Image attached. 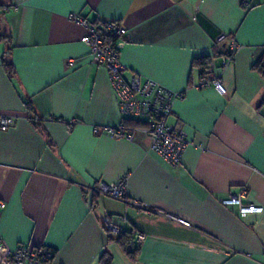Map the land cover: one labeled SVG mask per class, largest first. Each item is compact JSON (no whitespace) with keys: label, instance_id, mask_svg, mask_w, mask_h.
I'll use <instances>...</instances> for the list:
<instances>
[{"label":"crops","instance_id":"0c3cea01","mask_svg":"<svg viewBox=\"0 0 264 264\" xmlns=\"http://www.w3.org/2000/svg\"><path fill=\"white\" fill-rule=\"evenodd\" d=\"M70 13L118 21L124 76L184 94L167 119L186 133L178 165L139 131L126 140L101 129L137 120L120 114ZM221 34L239 46L220 73L222 94L196 88L219 71L229 39L218 42ZM263 53L264 0H0V114L15 120L0 131V259L26 244L52 250V264H100L104 250L111 264H264V78L252 68ZM202 57L204 70L194 63ZM122 178L125 201L94 191ZM242 187L260 213L220 204ZM104 216L145 236L134 262L107 241Z\"/></svg>","mask_w":264,"mask_h":264},{"label":"built area","instance_id":"2783aa9c","mask_svg":"<svg viewBox=\"0 0 264 264\" xmlns=\"http://www.w3.org/2000/svg\"><path fill=\"white\" fill-rule=\"evenodd\" d=\"M68 20L83 27L85 33L80 37V41L88 47L89 59L92 63L103 65L108 72L110 87L117 99L118 109L122 116H127L138 120L142 124L133 129H126L121 123L116 127L101 128L113 138H123L131 140L133 133L141 132L149 139V149L155 152L160 159L168 165H178L187 145L186 133L181 129H174L167 123L168 117L172 113V105L176 100H183L184 94L165 89L156 82L142 78L137 73H130L124 76L126 67L119 57V50L116 42L121 39L126 30L116 20L93 21L90 22L76 14L70 13ZM229 36L221 34L217 41L221 42ZM239 46L231 38L228 39V47L219 57V71L211 78H201L196 88H204L212 85L220 94L223 88L220 84V73L230 64ZM73 60L67 61V66L72 67ZM14 118L0 114V131H5L14 124ZM97 129V128H95ZM94 191L100 195L108 196L117 200H126V178L115 183H98ZM246 193V188L227 198L220 199V204L226 207H236L239 215L249 213H260L261 206L243 202L242 197ZM144 212L150 214L152 209L142 203L134 202ZM5 204L0 200V209ZM172 221L184 226H189V222L177 216L166 215ZM119 221L123 224L126 218L121 216ZM102 225L114 237H118L125 229L121 224L113 222L108 217H102ZM145 236L140 233L134 234L128 241L126 249L132 250L144 240ZM0 245L2 240L0 238ZM54 252L47 248L34 249L29 245L20 244L13 249H7L5 255L0 259V264H52Z\"/></svg>","mask_w":264,"mask_h":264},{"label":"trees","instance_id":"16d2710c","mask_svg":"<svg viewBox=\"0 0 264 264\" xmlns=\"http://www.w3.org/2000/svg\"><path fill=\"white\" fill-rule=\"evenodd\" d=\"M215 53V52H214ZM216 56H217V52L215 53ZM214 54V56H215ZM209 57H202V58H199V59H196L195 60V64H197L199 67L202 68V70L206 69L208 67V64H209ZM3 68H4V71L6 72L7 76L11 79L13 74H14V71H13V68L11 66L10 63L6 62V61H3ZM253 69L255 70H258L261 75L263 76L264 78V53L263 55L258 58L254 64H253ZM23 104H24V107L25 109L27 110L28 113L32 114L33 113V108H32V105L30 104V101L28 100H23L22 101ZM35 117L32 115V118H31V122L33 124H35ZM142 123L139 122L138 120L135 121V120H132V119H129V120H126L125 121V128L130 130L131 128L133 129L134 127H137L139 125H141ZM128 126V127H127ZM103 229L105 230V232L107 233V241L108 242H115L116 244H118L119 248L121 249V251L124 253V255L129 259L131 260L132 262H134L136 260V256H137V252H138V247H134L132 250H127L126 249V246H127V243L128 241L131 239V234H132V231H124L122 234H120L118 237L114 238L105 228L104 226L102 225ZM99 262L100 264H111L112 262V255L108 252H106L105 250L102 251V253L100 254V257H99Z\"/></svg>","mask_w":264,"mask_h":264}]
</instances>
